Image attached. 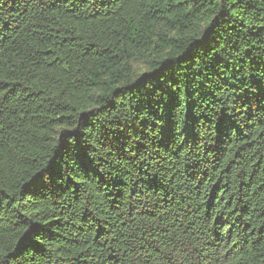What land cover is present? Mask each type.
I'll list each match as a JSON object with an SVG mask.
<instances>
[{
  "label": "trees",
  "instance_id": "obj_1",
  "mask_svg": "<svg viewBox=\"0 0 264 264\" xmlns=\"http://www.w3.org/2000/svg\"><path fill=\"white\" fill-rule=\"evenodd\" d=\"M0 264H264V0H0Z\"/></svg>",
  "mask_w": 264,
  "mask_h": 264
}]
</instances>
